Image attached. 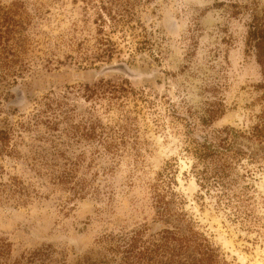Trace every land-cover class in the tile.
Segmentation results:
<instances>
[{
	"label": "rangeland",
	"instance_id": "374dc122",
	"mask_svg": "<svg viewBox=\"0 0 264 264\" xmlns=\"http://www.w3.org/2000/svg\"><path fill=\"white\" fill-rule=\"evenodd\" d=\"M258 25L264 0H0V262L151 264L176 236L171 264H264V137L223 173L197 156L213 130L264 134ZM120 62L141 78L95 75Z\"/></svg>",
	"mask_w": 264,
	"mask_h": 264
},
{
	"label": "trees",
	"instance_id": "16d2710c",
	"mask_svg": "<svg viewBox=\"0 0 264 264\" xmlns=\"http://www.w3.org/2000/svg\"><path fill=\"white\" fill-rule=\"evenodd\" d=\"M248 42L249 45L251 44V46H254L256 49L257 63L261 67L262 76L264 78V26L260 27V25H258L250 29L248 32ZM258 88L262 91L264 97V80ZM214 119L215 115L209 112V115L205 116L202 123L205 124V126H209ZM257 137H264V134H262V131L258 127L253 128L252 133L248 134L237 131L231 127L213 130L212 134L210 133L206 136H202L199 154H197L198 159L204 162L214 163L217 167L216 171L223 173L228 168L227 165L229 164V160L227 159L230 158V154H234V157H254L253 152L250 150V146ZM170 239L178 243L179 248L177 251L175 252V250L171 248L170 243H168L169 239L165 236L160 243L157 244V242H154V250L148 248L149 261L151 264H171V259L167 256L168 254L175 252L172 256L177 258L182 254L180 253L184 247L182 240L176 236H170ZM199 255L200 260L198 264H212L211 261L216 257L214 249L210 246L207 252L204 251L203 253H199ZM175 261H177V264H180L178 262L179 260L175 259Z\"/></svg>",
	"mask_w": 264,
	"mask_h": 264
},
{
	"label": "flooded vegetation",
	"instance_id": "af4514ba",
	"mask_svg": "<svg viewBox=\"0 0 264 264\" xmlns=\"http://www.w3.org/2000/svg\"><path fill=\"white\" fill-rule=\"evenodd\" d=\"M2 79V78H0ZM5 82V80H0V91L1 90H6L3 89V87H5L6 85H4L3 83ZM29 87H22L23 90V95L25 97V101L27 102L30 97H31V91L28 90ZM0 95L2 96V93L0 92ZM7 95V101L9 99H12L13 96L10 95V93L6 94ZM10 95V96H9ZM7 109L10 110H15V109H10V106H7ZM205 125V124H203ZM6 129H2L0 128V137L4 134H6ZM3 147V142L0 138V149ZM1 152V151H0ZM3 189V190H2ZM8 189V191H10V188H4V186H2L0 184V193H4L6 192ZM1 195V194H0ZM1 200V199H0ZM52 247L49 245H44V247L42 248H38L35 249L33 251H30L29 253H26L23 257V260L25 261V263L22 264H69L67 258H68V254L66 252L65 249L60 250L58 254V259H56L55 257L52 256ZM72 264H117L116 262H114L110 256L105 252H101V251H95V250H91L88 252H85V254H77L73 260V262H71ZM70 263V264H71ZM0 264H3L0 262Z\"/></svg>",
	"mask_w": 264,
	"mask_h": 264
},
{
	"label": "water",
	"instance_id": "95a60500",
	"mask_svg": "<svg viewBox=\"0 0 264 264\" xmlns=\"http://www.w3.org/2000/svg\"><path fill=\"white\" fill-rule=\"evenodd\" d=\"M132 70L133 69L130 68L126 63L120 62V63L103 66L100 70L95 72V75L100 77L107 74H118L131 80L129 74ZM134 77L139 78L138 76H134Z\"/></svg>",
	"mask_w": 264,
	"mask_h": 264
},
{
	"label": "bare ground",
	"instance_id": "6f19581e",
	"mask_svg": "<svg viewBox=\"0 0 264 264\" xmlns=\"http://www.w3.org/2000/svg\"><path fill=\"white\" fill-rule=\"evenodd\" d=\"M129 76H130L131 80H136V79L141 78V75L139 73H136V72H133V71L130 72ZM134 76H138L139 78L134 77Z\"/></svg>",
	"mask_w": 264,
	"mask_h": 264
}]
</instances>
